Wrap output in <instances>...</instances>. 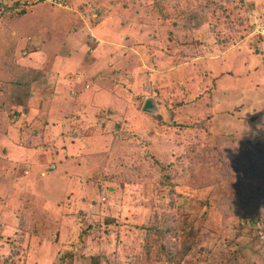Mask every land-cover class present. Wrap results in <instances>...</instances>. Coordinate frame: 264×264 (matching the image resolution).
<instances>
[{"label": "rangeland", "instance_id": "1", "mask_svg": "<svg viewBox=\"0 0 264 264\" xmlns=\"http://www.w3.org/2000/svg\"><path fill=\"white\" fill-rule=\"evenodd\" d=\"M263 33L264 0H0V264H264Z\"/></svg>", "mask_w": 264, "mask_h": 264}, {"label": "trees", "instance_id": "2", "mask_svg": "<svg viewBox=\"0 0 264 264\" xmlns=\"http://www.w3.org/2000/svg\"><path fill=\"white\" fill-rule=\"evenodd\" d=\"M13 84H16V82H14ZM21 101L23 102V106H25L26 103H24L23 100H21ZM175 105L176 106H180V103H175ZM24 109H25L24 111H27L26 108H24ZM171 113H173V112H171ZM164 124L165 123L163 122L162 123V126H164ZM165 126L167 127L166 124H165ZM201 128H202V126H201ZM204 128H206L205 125H204ZM182 129H186V128L185 127H182ZM162 131H166V130H162ZM235 140H237V138H234V137H231V139L230 138H225V141H227V144L229 142H232V141H235ZM247 144L248 143H241V145H247ZM182 156H183L182 158H185L187 160V163H192V162H195V161H196L195 163H197V161H198L200 163L202 162V163H204V164H206V165L209 166L211 163L216 162L217 161L216 157L221 156V154L218 151L216 152L214 148H211V146L209 144H206L205 143L201 147L199 145L195 146L194 148L188 147V149L186 151H184V153H183ZM179 160L181 161V159H179ZM263 163H264V158L258 164H261L262 165ZM158 165H161V164H158ZM239 166H240V163H238L235 166H229V167L231 169H234V170L239 171V169H238ZM163 168H164V166L161 168V171H164ZM252 171L255 174L254 166L250 167V171H247V174H252L251 173ZM190 224L187 225L185 222L183 223V226L181 227V231H182L181 239L182 240H184V239L187 240L186 237H185V232L189 231V234H191L192 233V230H197L198 231V230L201 229V227H199V223H194L193 222L191 225ZM85 237H87V230H86V228H84V226H82V232L79 235V238L80 239H82V238L84 239ZM152 237L153 236H151V238ZM75 244L76 243L72 244L71 247L74 248ZM197 244H198V242H197ZM156 245L157 244H153L150 247L145 248L147 250L146 253L147 254H151V251H154L155 254L157 255V257H159L160 259H162L165 263L166 262L167 263H170L173 260V256H174L173 253H172V251L170 250V248H167L164 245H162V246L161 245H157L156 246ZM196 245L195 244H193V245L191 244L190 245L191 249L193 248V246H196ZM188 253H190V251ZM188 253H186V255ZM183 255H185V254H183ZM221 256H223V254ZM220 258H221L220 260H222L224 257H220ZM65 259L66 260L67 259H69V260L71 259L72 260V264H77L78 261L80 260V257L79 258H75L74 257V253L68 252L67 255H66V257H63L62 262H64ZM73 260H74V262H73ZM232 260L234 261L233 258L227 259V260H225V263H223V264H233V261ZM89 262H91V264H104V262L108 264L110 262V260H108L106 258L98 257V256H93L92 258H90V261ZM217 262H218L217 260H214L212 264H220V263H217ZM78 264H80V263H78Z\"/></svg>", "mask_w": 264, "mask_h": 264}, {"label": "water", "instance_id": "3", "mask_svg": "<svg viewBox=\"0 0 264 264\" xmlns=\"http://www.w3.org/2000/svg\"><path fill=\"white\" fill-rule=\"evenodd\" d=\"M143 111L147 114H157L159 108H157V105L154 100L148 99L143 107Z\"/></svg>", "mask_w": 264, "mask_h": 264}, {"label": "crops", "instance_id": "4", "mask_svg": "<svg viewBox=\"0 0 264 264\" xmlns=\"http://www.w3.org/2000/svg\"><path fill=\"white\" fill-rule=\"evenodd\" d=\"M155 103H156V102H155ZM156 105H157V104H156ZM158 108H159V107H158ZM112 113H113V112L111 111V114H112ZM158 113H159V111H158ZM111 114H110V116H112Z\"/></svg>", "mask_w": 264, "mask_h": 264}, {"label": "built area", "instance_id": "5", "mask_svg": "<svg viewBox=\"0 0 264 264\" xmlns=\"http://www.w3.org/2000/svg\"><path fill=\"white\" fill-rule=\"evenodd\" d=\"M264 34V33H263Z\"/></svg>", "mask_w": 264, "mask_h": 264}]
</instances>
